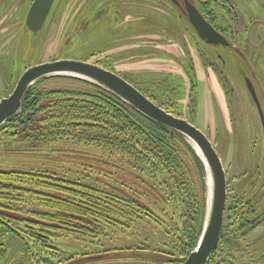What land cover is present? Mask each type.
Returning a JSON list of instances; mask_svg holds the SVG:
<instances>
[{
  "label": "rangeland",
  "instance_id": "374dc122",
  "mask_svg": "<svg viewBox=\"0 0 264 264\" xmlns=\"http://www.w3.org/2000/svg\"><path fill=\"white\" fill-rule=\"evenodd\" d=\"M32 1L0 0V98L12 91L27 66L76 55L73 48L85 50L80 46L86 38L101 51L86 61L102 59L141 91L173 105L178 116L190 119L213 142L227 178L226 208L233 209L225 216L235 223L230 227L225 220L228 237L210 264H264L263 128L246 86L247 79L264 114V0H189L215 24L228 49L195 35L179 15L182 2L179 11L169 0H54L41 29L32 32L24 22ZM92 15L98 22L95 36L85 33L75 40L77 25H86ZM56 89L86 91L65 79L39 87ZM49 104L46 95L38 121L50 120ZM93 128L62 134L42 130L40 140L21 133L18 123L0 132V172L29 174L24 185L16 182L18 189L0 195V218L18 234L0 227V243L8 248L0 264H159L188 252V229L196 222L187 229L185 221L190 208L197 220L200 197L189 154L172 144L176 160L168 168L158 161L159 154L165 155L159 149L154 150L158 157L143 155L152 145L134 128L126 126L125 132L140 155L115 140L111 125ZM37 176L67 188H97L112 204L100 207L104 213L98 217L75 214L65 224L43 220L51 214L44 199L79 200L74 190L37 186ZM115 196L125 200L127 217ZM36 232L46 237L39 239Z\"/></svg>",
  "mask_w": 264,
  "mask_h": 264
},
{
  "label": "trees",
  "instance_id": "16d2710c",
  "mask_svg": "<svg viewBox=\"0 0 264 264\" xmlns=\"http://www.w3.org/2000/svg\"><path fill=\"white\" fill-rule=\"evenodd\" d=\"M180 11V9H178ZM180 17L184 20L185 23L193 30L192 26L188 23V21L184 18L183 14H179ZM88 23L86 25H82L81 23L77 25V31L75 30L74 36L78 38H81L85 33L88 35L91 34L93 37L95 34L92 31V28L97 25V21H93V15L89 16L87 18ZM194 31V30H193ZM195 33V32H194ZM196 35V34H195ZM198 37V36H197ZM82 40H84L82 38ZM69 41V40H68ZM85 44H82L80 47H87L86 49L90 47V52H87L86 54H81V52L86 51L85 50H76L78 48H73L78 53L76 55L66 57V55H61L59 58H74V59H81V60H88L89 56L99 54L101 52L98 48H94L93 45H90L85 38ZM66 44V43H65ZM67 45V44H66ZM94 50L92 51V49ZM61 54V53H60ZM58 59V58H55ZM54 60V59H53ZM105 68H108L112 71H114L109 64H106L103 62L102 59H96L94 61ZM115 72V71H114ZM69 80L76 82L80 85H83L86 91L81 93H72L69 90H52L49 92H44L39 90V87L41 84L49 81H57V80ZM132 83L131 81H129ZM134 84V83H132ZM136 86V85H135ZM193 86V84L190 85ZM137 87V86H136ZM138 88V87H137ZM195 88V85L193 89ZM139 89V88H138ZM140 90V89H139ZM141 91V90H140ZM143 92V91H141ZM147 97H149L151 100H153L155 103L160 105L161 107L165 108L167 111L173 113L174 115H179L175 112V107L171 104L167 105L164 104V102L159 101L158 97L153 96L150 93L143 92ZM50 95L51 98V104L48 105L50 108L48 116L50 117V120L48 123L42 119L38 121L39 115L46 109L42 108L41 102L45 98V96ZM193 98V97H192ZM196 96L195 99H193V106H196ZM187 105H189V102H187ZM196 108V107H195ZM190 120V119H189ZM46 122V123H44ZM190 122H192L190 120ZM18 123L21 126V133H31V136H38V139L40 140V137L42 135V130H50L54 129L55 131H60L58 134L65 133V130L69 129H80L82 131H91L94 128H103V124L105 125H111L112 130L111 133L114 134L115 140H121L126 145H129L130 149L132 151L137 152L135 143L128 142L127 134L125 132V127L129 126L134 128L136 131H138L139 135L148 137V140L152 146H150L151 150L147 154H143L145 157L149 156H156L158 157V154H155L156 149L159 153H164L165 155L162 156L159 154L158 161H161L169 168L170 163H175L176 158L174 157L173 153L175 151L173 145L178 144L186 153L189 154L191 159L194 162V165L198 172L199 177V192L200 197L198 200V217L197 220L193 218V213H195V210L189 209V215L187 217V220L185 221V224L187 226V229L191 227L192 222H196V228L188 229V237H189V247L188 252L183 251L181 256H167L166 261H181L184 260L187 256V254L196 247L197 242L199 240L204 216H205V204H206V186H205V169L204 165L199 158L198 155H196L194 149L192 146L188 143V141L179 133H175L174 135H171L169 132V129L159 124L158 122L144 116L134 108H132L130 105H128L126 102H124L122 99H120L115 94L111 93L110 91L92 83L87 80L73 77V76H65V75H56V76H50L45 77L37 82H35L25 93L24 98L22 100V107L20 112L6 121L1 127L0 132L9 127L10 125ZM193 123V122H192ZM124 124V125H123ZM106 127V126H105ZM97 130V129H96ZM44 133V132H43ZM106 135V134H105ZM173 144V145H172ZM140 155V154H139ZM28 173L19 172L15 170L10 171H2L0 172V195L4 191H14L15 189H18L16 187L17 183L21 181L24 185L26 182V179H29ZM45 178L43 176H37L36 177V184L37 186L45 185L47 187H54L59 186L61 190H65L67 192L72 193L71 191L74 190L72 196L74 199L78 198L79 202L75 200H68V199H61L58 196L51 197L44 199L42 202V205L49 209V213L51 214H45L42 219L48 220V221H58L60 223H67L68 220H74L73 215L75 214H89L90 216L95 215V217H98L99 215L97 213L100 212V207L103 205H110L112 204L110 200H105L102 197L103 192H100L97 188H92L91 186H85L82 188L81 185L76 184V187H66L63 183L62 185L56 184L54 180H51L49 182L48 180H44ZM51 185V186H50ZM46 196H50L48 194H45ZM2 198V196H0ZM117 199L116 203H118V208L120 207V203L122 204L119 209L123 208L124 211V217H127L128 213V206L125 205V200L122 198H119L115 196ZM123 200V202L121 201ZM227 205V200H226ZM228 210L233 211L232 208H225V212ZM224 212V223L223 228L221 232V237L218 242V245L213 252V254L210 256L207 264H210V261L212 263V258L215 256V253L218 252V249L220 247V243L223 240V238L228 237L224 230H225V220L230 222V227H232L235 223V221L232 219L231 216H225ZM6 227V232L9 233H16V229L9 227L8 224H6L3 219L0 218V227L1 226ZM37 233V232H36ZM17 234V233H16ZM38 234L39 239H44L46 236L43 234ZM18 235V234H17ZM8 248L4 243H0V262L3 260V258L6 257ZM169 257V258H168Z\"/></svg>",
  "mask_w": 264,
  "mask_h": 264
},
{
  "label": "water",
  "instance_id": "95a60500",
  "mask_svg": "<svg viewBox=\"0 0 264 264\" xmlns=\"http://www.w3.org/2000/svg\"><path fill=\"white\" fill-rule=\"evenodd\" d=\"M53 1H32L24 21L28 30L37 32L41 29ZM182 8L184 18L200 40L209 45L229 48L230 45L225 37L203 17L195 5L189 0H182ZM102 12L103 10L97 11L95 18H98ZM56 75L81 78L110 91L144 116L166 126L171 135L181 134L192 146L201 159L206 173V204L202 231L196 247L184 260L165 261L159 264H207L221 237L227 200L226 173L213 142L195 124L167 111L118 73L95 62L74 58H58L27 66L18 77L12 91L0 98V127L20 112L24 95L35 82ZM246 86L256 104L264 135V114L254 87L247 79Z\"/></svg>",
  "mask_w": 264,
  "mask_h": 264
},
{
  "label": "flooded vegetation",
  "instance_id": "af4514ba",
  "mask_svg": "<svg viewBox=\"0 0 264 264\" xmlns=\"http://www.w3.org/2000/svg\"><path fill=\"white\" fill-rule=\"evenodd\" d=\"M177 9H179L180 8V6H179V3H181L182 2V0L179 2V0H169ZM54 2V1H53ZM2 3L3 2H1V4H0V6H2ZM53 4V3H52ZM181 6H182V4H181ZM197 8V7H196ZM199 10V9H198ZM200 12V11H199ZM201 13V12H200ZM203 15V14H202ZM203 17L206 19V17L203 15ZM207 20V19H206ZM215 29H216V26H215V24L212 22V21H210V20H207ZM217 30V29H216ZM218 31V30H217ZM219 32V31H218ZM219 33H221V32H219ZM199 38V37H198ZM202 41V40H201ZM207 44V43H206ZM209 45V44H208ZM230 45V44H229ZM210 46H213V45H210ZM218 46H221V45H218ZM222 47V46H221ZM263 138H264V135H263ZM264 140V139H263ZM227 195H228V189H227Z\"/></svg>",
  "mask_w": 264,
  "mask_h": 264
},
{
  "label": "bare ground",
  "instance_id": "6f19581e",
  "mask_svg": "<svg viewBox=\"0 0 264 264\" xmlns=\"http://www.w3.org/2000/svg\"><path fill=\"white\" fill-rule=\"evenodd\" d=\"M189 142H190V141H189ZM193 146H195L196 150L199 151L198 148L196 147V145H195L194 143H193Z\"/></svg>",
  "mask_w": 264,
  "mask_h": 264
}]
</instances>
